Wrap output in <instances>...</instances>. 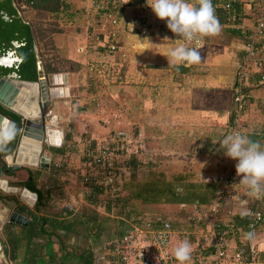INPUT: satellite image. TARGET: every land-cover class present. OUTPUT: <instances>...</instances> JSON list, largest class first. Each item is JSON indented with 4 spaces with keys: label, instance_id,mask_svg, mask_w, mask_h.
Here are the masks:
<instances>
[{
    "label": "crops",
    "instance_id": "obj_1",
    "mask_svg": "<svg viewBox=\"0 0 264 264\" xmlns=\"http://www.w3.org/2000/svg\"><path fill=\"white\" fill-rule=\"evenodd\" d=\"M218 1L219 0L213 2L216 4ZM244 1L237 0L236 3H242ZM59 2L61 3L60 7L62 12H70V19H68L67 24L71 27L67 29L64 34V39L62 40L63 43L61 47H63L65 54L64 60H60V58L56 57L57 54L55 49L57 47L51 50L52 54L55 56V61L53 62L60 68L57 69L59 71L56 72L66 73L67 84L64 86L67 87L68 94L71 90L73 91V87L76 83L77 87H80L82 90L84 88L87 89L85 91L86 94L83 96L88 97L94 95V97H96L100 90V60L109 62L112 68L122 67L121 72L124 74L121 78L126 79L124 80L126 83L130 82L129 87L134 91V95L132 96L134 108L130 110V117L132 122L135 123L136 130L140 127L142 131L147 132L144 139L145 143L147 140L148 144H150V147L146 146L148 148L145 154L140 156L144 161L148 158L152 159V153L160 155V152H162L166 158H168L167 155L169 153H181V151L186 148L183 147L184 138L182 137V131L187 134L190 132L194 134V131H197V133H201L204 139L207 134L208 137L211 136V138H215L214 135L224 131L225 127L223 128V125L230 114L231 88L235 72L234 62L241 53V40L228 34L229 29H232L233 25L223 26L219 35L202 37L203 45L199 49L201 54V61L199 63L189 67L182 64L180 66L186 67L185 70H174L173 65L169 64L167 54L172 48L182 44V38L168 29L166 20L159 19L148 4L146 5L144 13L147 34L142 36L138 35L137 32H139V28L136 24V18L132 14L133 12L131 13L127 8L120 16L119 25L123 26L128 24V27H130L132 23V28H135L137 32L127 33L124 29H116L114 39L117 41L118 46L115 50L109 52L106 47L111 38L109 36L110 29L108 27L100 26V21L90 24L86 23L84 31L88 30L91 32V39L86 38V33L82 31L83 16L78 6L79 3H81L80 7L84 5L83 0H72V2L71 0H59ZM229 23L231 22H228V24ZM234 28L239 27L234 26ZM55 36L57 35L55 34ZM48 37H50V41H52V33L49 34ZM36 42L37 39L34 36L35 53L36 47H38ZM100 42L104 43V49L100 50ZM61 47L59 50L62 49ZM49 64L51 63L49 62ZM80 83L82 84L81 86ZM256 98L260 100L259 96ZM64 99L66 100V98ZM56 104V107H58V103ZM86 110H88V107L84 106L82 112L85 114L90 112H86ZM249 110L255 112L256 108L255 106L245 108V116L249 118H246V121H251ZM73 114L76 113L70 114L71 116L69 117H73L71 118L72 122H68L66 125L68 127L65 132L64 130L66 127L63 126L65 114L55 115V120L56 127H58V123L59 125L60 123L62 124L61 127L58 128H61L63 131L62 136L64 139L69 138L75 142V144L72 145L75 148V146L81 143L76 139L77 131L79 132L80 129L77 128L79 124ZM255 115L261 116L260 111H256ZM139 116L140 122H136ZM96 135H98V132ZM202 137H200L199 142L202 140ZM95 138V136H92L90 140H88V138L85 139L81 149L94 147L96 144ZM61 141L59 145L50 148L49 151L52 153V155H50L51 159L61 154V152L57 151L59 147H64L63 140ZM153 146L155 149H150ZM188 148L186 149L188 150ZM209 165L210 164H208V167ZM25 169L28 173H23L21 176H16L13 172V176H9L10 181H16L18 184L23 180L25 183L27 181V184H32L33 190H30L36 193V200L37 194L40 193L42 197L46 199L45 206L49 207L47 210H44V206L38 211H33L34 214L32 216L37 218L47 216L50 220H57L60 224L69 222L71 220L70 215L75 212L66 214L69 211L63 208V206L51 205L49 202L51 197L50 190L54 182L49 179L42 180V173H57L58 169L54 167L53 170L48 171L44 166L40 168L27 167ZM1 177L0 223L3 219L4 222H2L0 227V243L2 240L5 241L6 231L13 232L18 240L16 258L13 260L19 264L24 257L28 235L26 228L31 216V214L25 213V209H23L24 211L22 210V212L19 208L23 206L30 212L34 204L33 206H27L23 201L17 198L19 191H21L26 184L22 185V183H19V185H16V182L11 183L6 180L7 183L5 185L4 176ZM12 210L24 215L26 218L25 226L7 222L3 212H10ZM262 231H264V228ZM61 233L63 232L61 231ZM68 236L67 242H69L73 235L69 233ZM45 238L46 236H41V238L35 237L32 239V242L33 244L39 243L38 245H41L40 241L44 242L46 240ZM50 238L53 244H58L54 236ZM255 241L258 245H261L260 242L262 241L259 239ZM1 245L0 257L1 255L8 257V254L4 253L2 250L3 244ZM53 248L56 249L55 247Z\"/></svg>",
    "mask_w": 264,
    "mask_h": 264
},
{
    "label": "rangeland",
    "instance_id": "obj_2",
    "mask_svg": "<svg viewBox=\"0 0 264 264\" xmlns=\"http://www.w3.org/2000/svg\"><path fill=\"white\" fill-rule=\"evenodd\" d=\"M74 1V0H73ZM108 0H83V6L80 7L79 3V8L81 10L82 16H83V27L82 31H84V27H86V23L90 24L92 22H99L100 21V26L105 27V24L108 23L104 21V18L100 17L99 15H96L99 11H95L97 7H106ZM110 1V0H109ZM244 1V0H243ZM249 1V0H245ZM244 1V2H245ZM72 2V0H71ZM70 2V3H71ZM112 5L107 6L110 9V13H113L114 11L118 12L119 16L123 13L125 9H129L132 12H134V6L133 5H126V2L128 0H111L110 1ZM243 3V2H242ZM53 4L51 5V9L49 8H40L38 11L34 7L28 8L27 10H24L23 12V17L26 22L30 24V26H38L40 27L41 30H43L42 34L35 33V37L37 39L36 45V57L38 60L41 61L43 70L47 73H53L49 72L48 69L45 67L49 64H53L55 61L54 58L55 56L52 54V49H55V52L57 54V58H60V60H64L65 54L62 45V40L64 39V34L67 31V29L71 26L67 24L68 19H70L69 14L70 12H62L61 10V3L57 5L56 8L52 9ZM243 8V6H242ZM245 9V8H243ZM115 13V12H114ZM133 14V13H132ZM102 15V14H101ZM100 17V19H99ZM87 20V21H86ZM228 20V19H227ZM232 22V20H228L225 23L220 24L221 29L223 26H238L242 25L241 21L239 20L238 25L234 23H229ZM98 24V23H97ZM138 24V23H136ZM80 25V24H79ZM99 25V24H98ZM130 27L132 28V23L130 24ZM108 28L110 29V25L108 24ZM241 28H246L248 31H251L249 27H241ZM125 30V29H124ZM127 32V30H125ZM86 33V38L91 39V32L88 30L84 31ZM52 33V41H50V37H48L49 34ZM138 35H145L147 34L146 29H142L141 31L137 32ZM55 34L57 36H55ZM161 36V35H160ZM247 36V35H246ZM249 36V35H248ZM247 36V39H248ZM66 37V36H65ZM90 41V40H88ZM242 42L245 41H241ZM41 47H40V44ZM62 48L59 50V48ZM242 48V47H241ZM91 49V48H89ZM240 52H242V49H240ZM102 54V53H101ZM258 58V53L256 52L255 54ZM103 57V56H102ZM243 55L240 53V55L237 57L235 62L240 60L239 62L241 63L243 60ZM102 59V58H100ZM100 60V90L98 91V94L96 97L93 96H88L85 97V91L87 90L84 88L83 90L80 87H77L76 83L73 87V91L71 90L68 94L67 93L64 97L61 99H58L55 102L54 108L52 105H50L51 108V115L54 116V120L56 118L55 115H64L65 117L63 119V126L66 127L64 132L67 130L66 126L68 122H72L70 114H73L74 118L76 117V120L78 121V129L79 132L77 131V136L76 139L79 140L81 144H77L78 146H75V148L72 146L75 144L71 139H64L63 140V150L61 154H59L56 158L51 159L52 153L44 150L42 151L41 154H44V156L47 157V162L49 163L47 170H53L54 167H56L57 173H51L48 172L47 174L42 173L43 179H49L50 181L54 182L51 188V197L49 199V202L53 206H63V208H66L70 212H75L74 214H71V218H78L79 212L82 210H87L88 212L93 209L95 212H98L99 214L105 215L106 212L104 211L103 207V195H100V193L96 192L94 189H89L88 186L81 185L78 181L79 174L80 172H88V173H94L97 171V167L94 165H87L82 163L80 156L81 151H82V143H84L85 139L92 138V136H95V146L91 147L92 149L96 148V151H100L101 148L106 147L112 150L114 153H118L116 156V161L117 164L123 163V161L127 160V154L131 150L130 147H132L131 144L123 145L121 146V140L119 141V133H125L126 135H129L131 138L136 139L134 137L135 135V128L136 126L134 125L135 123L132 122L131 115H130V110L134 108V103H133V98L132 96L134 95V91L130 89L129 83L130 82H124L126 79H122L123 77L122 67L121 68H112L111 64L106 61ZM257 61L252 62L251 60L247 59L245 61V71L248 72L246 73V77L244 76L245 81H243L244 87H249L247 89L248 94L254 95V98L260 97V103H264V80L262 81H254L251 79L252 72L253 71H259L261 69L264 70V62L260 66L257 65ZM49 64V65H51ZM54 70L60 69L58 65L55 63L50 66ZM59 71V70H57ZM57 73V72H55ZM67 84V82H66ZM82 84L80 83V86ZM77 87V88H75ZM77 89V90H76ZM66 98V100L64 99ZM58 103V107L57 104ZM251 105H248L249 107L254 106L252 101L250 102ZM88 107V112L87 114L83 113V108L84 106ZM256 107V106H255ZM257 111H260L261 113V118H259V121L262 120L264 122V112L257 108ZM82 112V113H81ZM249 116L252 119H258V117L255 116V112H251L249 110ZM263 116V119H262ZM248 118V117H246ZM249 119V118H248ZM56 121V120H55ZM140 122V116L136 120V122ZM251 122V121H250ZM259 123V122H258ZM261 125H264V123H259ZM61 123L58 127H61ZM57 127V128H58ZM135 127V128H134ZM61 129V128H60ZM225 130V129H224ZM98 132V135L96 133ZM100 131V132H99ZM137 132H139L143 136V140L141 141L142 147L141 152H136L137 156L136 158L139 159V157L142 154H145L146 149L150 147V144H148V141L144 137L146 136L147 132L142 131V128L138 127ZM182 137L184 138L183 143H184V148H188V150L185 148L181 153H169L167 155L168 158L165 157V155L160 152L159 154L152 153V162H155L157 166L155 167V170H163L164 176L169 175V173H175L182 169L183 167L189 168V171L193 174L192 177L190 178L191 181H200L201 180V175L204 172H208L210 169L208 168V161L205 158V155L198 152L196 150V144L199 143V139L201 136V133H197V131H194L195 133L192 134L190 133H185L182 131ZM226 132V131H225ZM223 133V132H222ZM220 133L214 135L216 140L222 141L224 138L225 134L220 135ZM137 137V136H136ZM202 139L207 141L209 143V137L208 134L206 136V139L202 137ZM137 141L140 139H136ZM126 142V141H125ZM201 142V141H200ZM137 144V142H134L133 144ZM200 144V143H199ZM196 145V146H195ZM120 146V147H119ZM148 146V147H146ZM98 147V148H97ZM221 150H216V161L219 160V165L224 161V152L225 149L221 148L220 146L218 147ZM91 149V150H92ZM115 149V150H113ZM150 149H155V147H151ZM214 157V156H213ZM50 159V160H49ZM227 161V160H226ZM227 166H230L231 168H235V165L237 161H234L233 159L228 161ZM55 164V165H54ZM219 165H216L219 167ZM20 167L27 168V167H41L40 165L36 166H31V165H26V164H19ZM144 164H139V168L137 171L134 173L136 174V180H144L147 177V168L144 167ZM206 167V168H205ZM153 170V171H155ZM156 172V171H155ZM196 174L197 176L195 177ZM123 176V177H122ZM128 172L125 174L121 175L122 180H119L118 178V184L121 185L123 184V180H127L129 177ZM5 178V177H4ZM203 179V178H202ZM135 180V181H136ZM45 182V181H44ZM126 182V181H125ZM241 186L244 188V185L241 184ZM240 190V189H239ZM238 191V190H237ZM16 193V192H15ZM238 195V192L236 193ZM236 195V196H237ZM247 195V196H246ZM249 194L247 192L243 193L242 196L238 195L237 201L232 200L230 203L233 202L235 204L240 203L241 201L245 202V199H249L251 197H248ZM243 198V199H242ZM248 202V200H247ZM251 203V202H250ZM129 205H134L133 209V216L134 217H143L146 218V215L149 213H154L156 217H161V215L167 216L170 221L178 223L179 227L175 230H172V240L170 242V252L173 254L174 248L177 246V244L180 241L183 240H188L190 244L192 245V248L195 249L198 247V244H205V239L204 236L206 235L207 228L210 224V216L207 218H203V222L199 224H189L187 221H185V211L186 210H191V208L187 207H180L179 205H168V204H163V203H156V204H143L139 202L138 200H132L128 202V205L124 207L122 210L123 213L126 210H129L131 207ZM188 206V205H185ZM243 207V206H241ZM116 208L112 207L110 212L108 213L109 216L111 217H118L115 212ZM207 215L208 212H206ZM136 215V216H135ZM154 216V217H155ZM122 219H124L123 216H121ZM4 222V219L3 221ZM2 222L0 223V227L2 225ZM114 223L109 220L106 221L102 224V229L100 231L99 228V239L94 246H91L93 250V264H108L109 261L106 256V242L108 235L110 234L112 230V226ZM75 229L77 231H80L79 234H72L73 237L70 238L69 242H67L68 245H71L72 247L75 246L77 250L81 247L83 244H85L81 239V234H82V228L76 226ZM256 231V238L251 242V245H253L254 248V256L250 259H253V262H259V264H264V231L254 229ZM1 232V228H0ZM1 235V234H0ZM247 236V240L249 235ZM1 238V237H0ZM43 238V237H42ZM202 239V241H200ZM260 240L262 242L261 245H258V243L255 244V240ZM3 241V240H2ZM1 241V244H2ZM42 241H40V244ZM244 243V242H242ZM74 245V246H73ZM250 245V243H248ZM2 246V245H1ZM54 247L57 248L58 245L54 244ZM250 247V246H249ZM42 251V249H41ZM260 252H263V257L259 259L257 256ZM259 259V260H258ZM176 263L179 264V262L176 260ZM0 264H18L14 262V260H10L8 257L1 255L0 257ZM20 264V263H19Z\"/></svg>",
    "mask_w": 264,
    "mask_h": 264
},
{
    "label": "trees",
    "instance_id": "obj_3",
    "mask_svg": "<svg viewBox=\"0 0 264 264\" xmlns=\"http://www.w3.org/2000/svg\"><path fill=\"white\" fill-rule=\"evenodd\" d=\"M111 1V0H110ZM109 0L107 1V6L112 5V3ZM137 0H128L126 2V5H133L136 3ZM212 0L213 7L215 9V15L220 21V24L227 22L229 16L231 13H235L237 15L240 13L241 10V3H235L232 4V6L228 10H224L221 7V3L224 2V0H219L218 3L214 4ZM59 0H34L33 5L31 7H34L38 11L40 8L43 9H52L56 8L59 4ZM106 8L108 9V7ZM0 8L4 10L8 15L12 14L15 15V9L12 6L11 0H0ZM146 6L144 8H139L136 10V12H133L134 17L136 20H140V16L145 13ZM115 12V11H114ZM113 14L117 15L118 12H115ZM13 21L15 22V26L13 30H17L18 34L12 35L14 38L22 39L23 45L18 47L17 52L22 58V64H23V70L21 73V76L23 75V78L33 80L35 79V61L37 58L34 50V36L35 33L42 34L43 30L40 29L38 26H30V24L26 21H22L19 17L13 18ZM231 23L237 24L239 23V19L234 18ZM105 27H108V23L105 24ZM11 28V26H10ZM125 29V27H124ZM130 32H137L135 28H132ZM248 30L246 28H232L229 29L228 34L232 37H235L241 41H246L248 36ZM127 33H129L127 31ZM247 35V36H246ZM104 43L100 42V50L104 49L105 46ZM242 54V52H241ZM182 65V64H181ZM189 67V66H187ZM50 72H56L57 70H54L50 67L48 64L46 67ZM173 69H186V67L179 66L175 67L173 66ZM252 74L254 75V81H258L260 77L263 76L261 71H253ZM249 87L242 86V91L247 92V89ZM256 106L257 108L261 109L264 112V103H260V101L257 100V98H254L253 95L248 94L247 98L245 99V106L241 112V120H242V126L247 132L245 135H247L250 139L253 141H259L262 145H264V125H261L259 123H262V120L259 121V118L261 116H257L258 119H251L250 121H246V116L244 113L245 108H249L247 106L248 104L251 105V102ZM231 108H232V101H231V107L229 111V117L225 124L223 125V128L225 127V130L223 133L226 135L227 132V126L230 122L231 118ZM0 111L8 116L11 119H15L16 116L1 108ZM263 119V116H262ZM259 122V123H258ZM226 125V126H225ZM135 128V127H134ZM226 131V132H225ZM135 132H137L135 128ZM134 132V133H135ZM221 133L220 135H223ZM206 139V138H205ZM197 144L196 149L198 152L205 155V158L209 162V167L207 169H210L208 172H204L200 177V181H191L190 178L192 177L191 171H189V168L183 167L182 170L173 173H169V175L164 176L163 170H155V167L157 164L155 162H152L151 158H148L147 160H143L141 157L136 158L137 153L141 152L140 148L136 147H130V150L132 151L131 154L128 152L127 154V161L129 165L128 170V176L127 180H123V184L120 185V191L118 196H116L114 203V208H116L115 212L118 217H111L109 216V212L111 210V201L107 194L104 193V187L100 185V189H95L96 192L100 193V195H103V199L106 200V203L103 205L104 211L106 212L105 215L99 214L98 212H95L93 209L91 211L82 210L79 212L78 218H71L69 222H64L63 224H60L57 220H50L47 216H41V217H35L32 216L34 214L33 211H38L41 207L45 206L46 199L42 197V195L39 193L37 194V200L34 203L33 208L30 210H26L25 207L21 206L19 210L25 209V213L31 214L30 220L27 225V241L26 246L24 250V257L22 258V261L20 264H93L94 256H93V250L91 246H94V244L97 243L99 239V228L100 231L102 229V224L106 221L111 220L114 225L111 227L112 230L110 234L107 237L106 242V256L105 258L108 259V264H113V260L115 258V255L113 252V246L114 243L121 237V235L130 228L131 223H138L143 226L150 225L152 228H158L160 227L161 220H167L169 223V226L171 230H175L179 227L178 223L170 221V219L167 218V216L161 215V217H156L154 213H149L146 215V218L143 217H134L133 216V209L134 205H129L131 208L129 210H126L123 213V209L126 205H128L129 201L132 200H138L139 202L143 204H156V203H163L168 205H179L180 207H187L191 208L192 211L186 210L185 211V221H187L189 224H201L203 222V218L208 217L207 213L208 208L211 205L212 199L214 197V193L216 190V182L215 178L219 173H223V170H225V166L227 161L224 159V161L219 165V160L216 161V150H221L218 147L220 146V140H216L215 138L209 137V143L205 140H200ZM59 149V150H58ZM57 151L62 152L63 148L59 147ZM137 149V150H136ZM136 150V151H135ZM150 152V151H149ZM214 156V157H213ZM139 164H144L145 168H147V177L144 180H136V172L139 168ZM216 165H219L217 167ZM236 169V168H234ZM155 170V171H153ZM135 172V173H134ZM28 173L25 168H17L14 170V175L18 176L21 174ZM195 177L197 176L194 174ZM123 177V176H122ZM122 177L120 179L122 180ZM203 178V179H202ZM136 180V181H135ZM126 181V182H125ZM14 183V182H13ZM19 183H22V185L26 184L25 187L30 188L33 190L32 184H27V181L23 182V180ZM17 182L15 183L16 185ZM228 192V191H227ZM225 202V201H224ZM183 205V206H181ZM188 205V206H185ZM257 202L253 201L248 206L247 209H249V212H253L256 208ZM196 206V207H194ZM235 213L231 217V221L234 225V227L237 229V232L244 235H249V232L251 229H258L262 230L264 228V213H262V217L259 221H254L252 224L253 228L248 227V223L252 221V217L250 214L241 217L239 214L241 210L239 209L237 205L234 206ZM46 208V209H45ZM44 210L49 209V207L45 206ZM241 208V207H240ZM42 209V208H41ZM24 211V210H23ZM22 211V212H23ZM199 211V212H198ZM66 213V212H64ZM67 212L66 214H69ZM65 214V215H66ZM220 216H224L222 212L219 213ZM121 216L124 217V219L121 218ZM155 216V217H154ZM191 217H194V220L191 219ZM156 218H159L156 220ZM224 218V217H223ZM226 219V217H225ZM199 224V225H200ZM81 227L82 228V234L81 239L85 244V246L82 244L79 250H77L71 245L67 244V239L69 233L79 234L80 231H77L75 227ZM61 231L63 233H61ZM41 236H46V240L41 243V245H38L39 243L32 242V239L37 237L41 238ZM55 237L57 239V245L58 247L54 249L53 242L50 237ZM66 240V242H65ZM172 240V235L170 234V242ZM202 241V239L200 240ZM3 252L8 254V257L10 260H13L16 258V251L18 248V240L13 234L12 231H6L5 232V241H3ZM202 244H198L200 247ZM244 248L248 252V241L245 242ZM42 249V251H41ZM259 259L263 257V252H260L257 256ZM258 259V260H259Z\"/></svg>",
    "mask_w": 264,
    "mask_h": 264
},
{
    "label": "built area",
    "instance_id": "obj_4",
    "mask_svg": "<svg viewBox=\"0 0 264 264\" xmlns=\"http://www.w3.org/2000/svg\"><path fill=\"white\" fill-rule=\"evenodd\" d=\"M236 1L237 0H225L221 3V7L224 10H228ZM33 2L34 0H20L18 6L19 8H31ZM146 5L147 0H137L136 3L133 4L134 13L137 9L144 8ZM242 6L245 9H243ZM97 10L99 11L98 14H102H100V17H105L104 21L108 22L111 26L109 32L111 38L106 45L107 50L111 52L118 46L117 41L114 39L116 29H124L125 27V30L128 29V31H130L132 28L128 27V24L123 26L119 25V14L117 13V15H114L110 13L109 8L97 7L95 11ZM234 18L241 21L242 25H239L240 28L249 27L251 31L247 32L249 35L248 39L241 44L242 55L244 56L242 62L240 63V60L234 62L235 72L231 88V118L227 126L226 135L233 131H239L245 135L247 132L242 126L241 112L245 106V99L248 93L242 91L241 88L244 85L243 81L246 80L244 76L246 77V73H248L245 71V61L247 59L252 62L257 61L258 66L264 62V0H249L241 3L240 13L237 15H235L234 12L231 13L228 19L233 20ZM136 23H138L139 31L143 28L145 29L146 21L144 14L140 16V20H136ZM182 44L200 49L203 45V38L199 37L191 42L182 38ZM256 52L258 53V58L255 55ZM259 71L263 74V76L259 78V80L262 81L264 80V70L261 69ZM251 79H254L253 74ZM118 135L119 141L121 140V146L131 144L136 148L142 147L141 141L143 140V136L139 132H135L134 135L136 139H140L138 141L134 139V142H137V144H133V138L125 133H119ZM91 149L92 148L83 149L80 158L84 166L85 164L94 165L97 167V171L92 174L80 172L78 181L81 185L88 186L89 189H100V185L104 187V193L112 200L110 203L112 208L114 207L113 202L120 191L118 179L121 180V175L129 170L128 161L126 160L123 161V163L117 164L116 156L118 153H114L107 148V146L101 148L99 152L98 150L96 151V148ZM221 153H225V150ZM224 159L227 160L229 164L228 161L232 158L225 155ZM233 160L237 161L235 159ZM240 179L241 177L236 174V169L227 166V164L223 173H219L216 176L215 182L217 187L211 205L208 208V216H210V222L208 224L210 225L204 236L205 244L193 249L191 259L187 264H259V262H253V259L249 260V258L254 256V249L256 248L250 244L248 245V247H250L247 252L244 248L245 242L248 241L247 236L237 232V229L231 221V217L235 213V205H237L239 209H246L248 211L249 209H247V206L250 202L256 201V209L253 212L248 211L252 217V221L248 223V227L253 228L252 224L254 221H259L262 217V213H264V198L256 199L249 195L248 197L251 198L245 199V202L241 201L237 204L234 202L233 204L232 202L230 203L232 200L237 201L238 195L242 196L243 193H248V189L245 186L243 188L241 183H239ZM237 192L238 195L236 194ZM103 200L104 205L106 200ZM220 212L224 214V218L220 216ZM158 219L159 218H156V220ZM191 219L194 220V217H191ZM170 234H172V230L167 220H161L160 227L158 228H152L150 225L143 226L138 223H131L130 228L114 243L112 253L115 255V258L113 264H177L174 255L169 249Z\"/></svg>",
    "mask_w": 264,
    "mask_h": 264
},
{
    "label": "water",
    "instance_id": "obj_5",
    "mask_svg": "<svg viewBox=\"0 0 264 264\" xmlns=\"http://www.w3.org/2000/svg\"><path fill=\"white\" fill-rule=\"evenodd\" d=\"M35 67V80L19 79L13 76L0 78V107L16 116L15 119H11L0 111V179H2L1 176L5 177V185L6 180L11 183L16 182L10 181L9 176H13L17 168H21L17 163V158L20 152L24 151L23 147L37 146L35 162L31 166L47 167L48 159L41 154L42 151H49L51 147L58 145L63 137V131L56 127L54 116L50 114V105L54 108L55 102L66 95L67 87L64 86L67 82L66 73H47L38 59H36ZM18 103L26 107L33 103L36 106V112L26 117L15 108ZM2 119L5 121L3 127L1 126ZM31 154L34 153L31 152ZM25 193L32 195V198L26 199ZM17 198L27 206H33L36 193L24 186ZM3 214L10 224L26 225L24 215L15 210L4 211ZM255 238L256 231L250 230L248 243L251 244Z\"/></svg>",
    "mask_w": 264,
    "mask_h": 264
},
{
    "label": "clouds",
    "instance_id": "obj_6",
    "mask_svg": "<svg viewBox=\"0 0 264 264\" xmlns=\"http://www.w3.org/2000/svg\"><path fill=\"white\" fill-rule=\"evenodd\" d=\"M147 4L159 19L166 20L168 29L188 42L216 36L221 31L212 0H147ZM167 58L173 66H191L201 61V54L195 47L180 44L169 51ZM219 142L225 149L224 154L237 160L235 168L237 176L241 177L239 183L248 189L250 196L264 198V145L239 131L225 135ZM239 214L243 217L249 213L245 209ZM192 252L190 242L183 240L174 248L173 255L179 264H187Z\"/></svg>",
    "mask_w": 264,
    "mask_h": 264
},
{
    "label": "flooded vegetation",
    "instance_id": "obj_7",
    "mask_svg": "<svg viewBox=\"0 0 264 264\" xmlns=\"http://www.w3.org/2000/svg\"><path fill=\"white\" fill-rule=\"evenodd\" d=\"M19 2L20 0H11L12 6L15 9V15H8L0 8V78L13 76L15 78L25 79L23 78L24 74L21 76L23 70L22 58L17 52L18 47L22 46L23 42L21 41L22 39L12 36L18 34L17 30L15 31L13 30L14 27L12 28V26H15L13 18L19 17L22 21H25L22 19L23 12L28 9L26 7L19 8ZM33 50L35 53L34 45Z\"/></svg>",
    "mask_w": 264,
    "mask_h": 264
},
{
    "label": "bare ground",
    "instance_id": "obj_8",
    "mask_svg": "<svg viewBox=\"0 0 264 264\" xmlns=\"http://www.w3.org/2000/svg\"><path fill=\"white\" fill-rule=\"evenodd\" d=\"M58 79H56L57 81ZM15 108L17 110H20L26 117H28L29 114L36 112V106L32 103L30 106H22L21 103L16 104ZM54 119V118H53ZM1 126H4V120L2 119ZM24 151L20 152V155L17 158V163L19 164H30L33 165L35 162V152L37 151V146L29 145V147H23ZM34 153V154H31ZM25 192V191H24ZM26 199H31L32 195L29 193L24 194Z\"/></svg>",
    "mask_w": 264,
    "mask_h": 264
}]
</instances>
